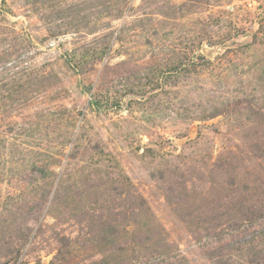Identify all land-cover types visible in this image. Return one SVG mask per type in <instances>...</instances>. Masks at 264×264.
I'll return each mask as SVG.
<instances>
[{
	"label": "rangeland",
	"instance_id": "rangeland-1",
	"mask_svg": "<svg viewBox=\"0 0 264 264\" xmlns=\"http://www.w3.org/2000/svg\"><path fill=\"white\" fill-rule=\"evenodd\" d=\"M0 264H264V0H0Z\"/></svg>",
	"mask_w": 264,
	"mask_h": 264
}]
</instances>
